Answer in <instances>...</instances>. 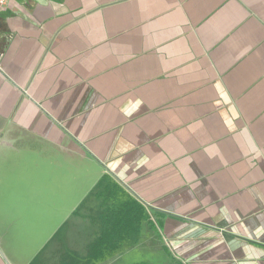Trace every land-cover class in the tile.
<instances>
[{"label":"crops","instance_id":"crops-1","mask_svg":"<svg viewBox=\"0 0 264 264\" xmlns=\"http://www.w3.org/2000/svg\"><path fill=\"white\" fill-rule=\"evenodd\" d=\"M116 183L126 217L103 231ZM0 250V264H264V0H10Z\"/></svg>","mask_w":264,"mask_h":264},{"label":"rangeland","instance_id":"rangeland-1","mask_svg":"<svg viewBox=\"0 0 264 264\" xmlns=\"http://www.w3.org/2000/svg\"><path fill=\"white\" fill-rule=\"evenodd\" d=\"M101 203H102V212H101V217L103 219V231L105 229H108L109 224L111 222V220L113 221L114 218L118 217H126L125 214V210H124V200L126 198V195L123 191V188H121L120 184H115L114 189H109L107 191H105L103 194H101ZM139 210L138 209H134L133 211H131L129 214L127 213V216H132L134 217L135 221H138V217L139 216ZM144 212V211H143ZM147 216H149L150 218L151 213L148 211ZM155 264H161V262H157L155 261Z\"/></svg>","mask_w":264,"mask_h":264},{"label":"built area","instance_id":"built-area-1","mask_svg":"<svg viewBox=\"0 0 264 264\" xmlns=\"http://www.w3.org/2000/svg\"><path fill=\"white\" fill-rule=\"evenodd\" d=\"M10 0H0V10L8 7V3ZM0 256H1V250H0Z\"/></svg>","mask_w":264,"mask_h":264},{"label":"trees","instance_id":"trees-1","mask_svg":"<svg viewBox=\"0 0 264 264\" xmlns=\"http://www.w3.org/2000/svg\"><path fill=\"white\" fill-rule=\"evenodd\" d=\"M141 264H150V263H148V262L144 263V262H143V263H141Z\"/></svg>","mask_w":264,"mask_h":264}]
</instances>
